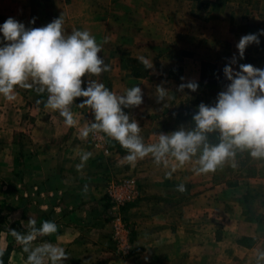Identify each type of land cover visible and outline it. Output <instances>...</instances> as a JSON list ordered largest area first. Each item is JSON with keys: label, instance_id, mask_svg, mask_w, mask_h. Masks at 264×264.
<instances>
[{"label": "crops", "instance_id": "1", "mask_svg": "<svg viewBox=\"0 0 264 264\" xmlns=\"http://www.w3.org/2000/svg\"><path fill=\"white\" fill-rule=\"evenodd\" d=\"M218 1L0 0V25L13 17L26 28L42 27L62 15L65 35L90 31L110 70L86 75L82 86L93 79L118 95L140 86L142 104L124 111L150 144L161 133L187 129L180 106L200 91H179L181 83H210L218 94L230 83L223 68L234 54L237 70L239 64L264 69L263 39L249 45L242 59L236 47L243 35L259 32L253 6H264V0H225L223 9ZM140 57L153 67L145 68ZM157 86L169 93L159 103ZM47 95L21 87L14 101L0 95V216L23 229L29 218L37 227L45 220L58 226L33 246L63 247L69 255L64 264H256L257 250L264 249V160L238 152L237 167L226 163L197 175L193 158L169 179L151 155L131 166L121 163L128 153L117 141L105 134L103 144L90 134L82 137L94 122L92 110L80 106L85 98L71 105L79 124L69 127L58 111L45 107ZM205 96L210 105L217 100ZM84 152L92 157L78 171ZM124 174L136 177L140 195L125 210L133 244L121 255L110 240L103 196L108 180ZM181 183L184 192L177 191ZM8 245L9 235L0 230V248ZM7 264H27L18 242Z\"/></svg>", "mask_w": 264, "mask_h": 264}, {"label": "clouds", "instance_id": "2", "mask_svg": "<svg viewBox=\"0 0 264 264\" xmlns=\"http://www.w3.org/2000/svg\"><path fill=\"white\" fill-rule=\"evenodd\" d=\"M35 23V18L30 21ZM0 95L8 101L16 99V88L33 89L38 94L47 93L45 107L58 111L69 127H76L79 120L74 117L71 105L83 97L80 106L92 110L94 122L84 127L81 136L90 133H103L117 141L127 155L121 163L135 166L138 160L151 155L154 163L167 171L166 178L195 159V174H207L222 168L226 163L237 167L238 152H248L253 159L264 160V69L251 64H239L233 57L223 68L224 77L230 81L220 91L214 106L204 103L198 105L193 115L194 127L184 128L168 134L161 133L158 141L146 144L140 135L141 127L134 119L130 120L125 108L139 106L143 102V92L136 85L118 95L109 90L104 83L89 79L83 87L86 75L99 76L109 71L99 55L102 45L88 30L73 29L65 35L64 17L61 15L42 27L26 28L24 23L8 17L0 25ZM258 33L243 35L236 45L239 58L244 57L246 48L259 44ZM145 68L152 63L140 57ZM195 92L196 81H188L178 86ZM157 102L169 98L167 89L157 86ZM218 133V143H211L209 134ZM92 157L91 152L80 156L77 170L83 169ZM183 183L177 191L184 192ZM84 191H87L85 186ZM29 231L20 233L10 229V234L27 253V264H64L69 258L66 250L52 243L33 246L37 237L51 235L58 230L54 221L45 220L39 227L29 218ZM6 248H0V264ZM256 264H264V249L256 252Z\"/></svg>", "mask_w": 264, "mask_h": 264}, {"label": "built area", "instance_id": "3", "mask_svg": "<svg viewBox=\"0 0 264 264\" xmlns=\"http://www.w3.org/2000/svg\"><path fill=\"white\" fill-rule=\"evenodd\" d=\"M90 137L99 144H103V133H90ZM140 195L136 177L120 175L110 178L104 192L107 205L108 224L110 226V240L116 253L128 254L132 249L134 228L125 216V210L134 203Z\"/></svg>", "mask_w": 264, "mask_h": 264}, {"label": "trees", "instance_id": "4", "mask_svg": "<svg viewBox=\"0 0 264 264\" xmlns=\"http://www.w3.org/2000/svg\"><path fill=\"white\" fill-rule=\"evenodd\" d=\"M198 93H194L190 95L193 96L194 98L192 100L184 101V103L180 106L179 115L187 124V129L195 126L192 117L198 111V105L200 103H204L209 106H214V104L217 101L215 100L214 102L213 100L214 104L210 105L208 104L209 98L207 96H200ZM209 140L211 143H218V133L209 134ZM8 225L9 224L5 221V219L0 216V230L10 235L9 230L11 228ZM10 251H11V245L9 244L6 248L4 255L7 256L10 253Z\"/></svg>", "mask_w": 264, "mask_h": 264}, {"label": "rangeland", "instance_id": "5", "mask_svg": "<svg viewBox=\"0 0 264 264\" xmlns=\"http://www.w3.org/2000/svg\"><path fill=\"white\" fill-rule=\"evenodd\" d=\"M224 6H227V4L225 3V0H219L218 1V6L217 7H221L220 9H223ZM254 8H257L255 14L257 15L256 20H258V24H257V28L259 30L264 29V6L262 5H258ZM258 9L260 10V12L258 11ZM254 29V28H252ZM264 40V35L262 37L259 36V40ZM197 91H200L201 93H198L200 96H205L206 94L208 96H218L217 94V88L214 85H211L210 83H206L205 85L203 84L202 86H198ZM206 93H205V92ZM5 219V217H4ZM5 221L9 224L8 226L11 229H15L16 231L20 232V233H27L29 231V229H23L21 227H19V225H17V223H10L7 219H5ZM9 244L11 245V248L16 246L17 241L15 240V238L10 234L9 235ZM9 256V254L7 255ZM7 256H3L2 260H3V264H7Z\"/></svg>", "mask_w": 264, "mask_h": 264}]
</instances>
